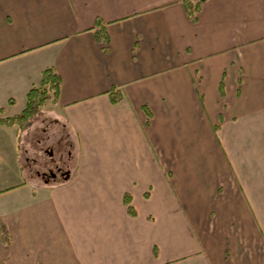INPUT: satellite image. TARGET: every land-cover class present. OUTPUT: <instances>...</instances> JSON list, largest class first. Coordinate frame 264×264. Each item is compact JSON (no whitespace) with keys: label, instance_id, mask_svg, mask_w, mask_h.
Listing matches in <instances>:
<instances>
[{"label":"crops","instance_id":"1","mask_svg":"<svg viewBox=\"0 0 264 264\" xmlns=\"http://www.w3.org/2000/svg\"><path fill=\"white\" fill-rule=\"evenodd\" d=\"M182 1L0 0V118L52 67L64 161L0 123V264H264V0Z\"/></svg>","mask_w":264,"mask_h":264},{"label":"trees","instance_id":"2","mask_svg":"<svg viewBox=\"0 0 264 264\" xmlns=\"http://www.w3.org/2000/svg\"><path fill=\"white\" fill-rule=\"evenodd\" d=\"M183 5L186 13L191 21L196 20V14L200 10L204 0H183ZM97 28L96 34H99L103 29V24L100 21H96ZM60 85V76L52 67H47L42 71L41 82L37 86H32L27 92L26 104L22 112L14 117L0 118V123L10 125L16 123L19 127H25L28 125L40 112V106L49 97L57 96ZM112 102H118L122 96L118 88L112 87L106 91ZM124 202L127 206L128 212L134 214V210L130 205V199L128 195H124ZM3 240L7 242V236L3 233Z\"/></svg>","mask_w":264,"mask_h":264},{"label":"rangeland","instance_id":"3","mask_svg":"<svg viewBox=\"0 0 264 264\" xmlns=\"http://www.w3.org/2000/svg\"><path fill=\"white\" fill-rule=\"evenodd\" d=\"M36 118V120L31 122L30 128L23 133V141L27 145L25 147H28L30 151H28V157L35 159L33 160L34 166L39 168L41 165V171L48 172L49 169H52L50 166L64 164L63 157L61 156V146L54 141L56 137L54 133L58 131V127L45 114L37 115ZM48 150H51V155L48 154ZM22 159L25 160L24 156ZM31 159H28V161ZM69 160V158H65L66 162Z\"/></svg>","mask_w":264,"mask_h":264},{"label":"flooded vegetation","instance_id":"4","mask_svg":"<svg viewBox=\"0 0 264 264\" xmlns=\"http://www.w3.org/2000/svg\"><path fill=\"white\" fill-rule=\"evenodd\" d=\"M51 174L53 173V172H50Z\"/></svg>","mask_w":264,"mask_h":264}]
</instances>
